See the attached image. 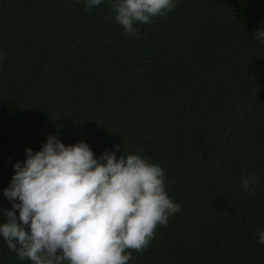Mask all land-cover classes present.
Segmentation results:
<instances>
[{
	"label": "trees",
	"instance_id": "16d2710c",
	"mask_svg": "<svg viewBox=\"0 0 264 264\" xmlns=\"http://www.w3.org/2000/svg\"><path fill=\"white\" fill-rule=\"evenodd\" d=\"M264 0H176L138 27L108 0H0L2 194L47 134L138 153L181 211L128 264H264ZM118 146V147H117ZM254 175L255 190L240 179ZM5 217L0 211V222ZM0 264L20 261L0 238Z\"/></svg>",
	"mask_w": 264,
	"mask_h": 264
},
{
	"label": "clouds",
	"instance_id": "9594fccd",
	"mask_svg": "<svg viewBox=\"0 0 264 264\" xmlns=\"http://www.w3.org/2000/svg\"><path fill=\"white\" fill-rule=\"evenodd\" d=\"M103 3L83 0L86 10ZM108 3L114 22L139 38V25L165 15L176 0ZM255 36L264 42V28ZM12 167L2 189L11 208L0 210V238L30 264H128L126 249L145 250L157 226L181 211L165 190L162 167L138 153L117 157L105 149L95 155L84 141L65 144L47 134L39 149L26 147L23 161ZM256 179L243 175L242 191H254ZM257 240L264 244V229Z\"/></svg>",
	"mask_w": 264,
	"mask_h": 264
}]
</instances>
